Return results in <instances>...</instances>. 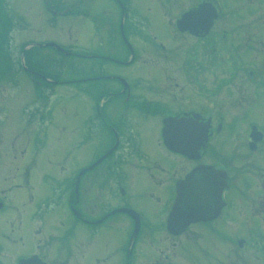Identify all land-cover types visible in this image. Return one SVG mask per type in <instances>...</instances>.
<instances>
[{"label": "flooded vegetation", "instance_id": "obj_1", "mask_svg": "<svg viewBox=\"0 0 264 264\" xmlns=\"http://www.w3.org/2000/svg\"><path fill=\"white\" fill-rule=\"evenodd\" d=\"M178 1L115 0L116 21L105 19L100 45L81 55L70 167H24L25 183L0 191V264H206L201 252L213 264H264V39L250 22L231 23L220 0L179 11ZM203 3L216 14L210 24L178 26ZM170 119L181 152L165 143ZM48 127L34 128L33 146L56 139Z\"/></svg>", "mask_w": 264, "mask_h": 264}, {"label": "rangeland", "instance_id": "obj_2", "mask_svg": "<svg viewBox=\"0 0 264 264\" xmlns=\"http://www.w3.org/2000/svg\"><path fill=\"white\" fill-rule=\"evenodd\" d=\"M44 1H5L6 13L13 25L9 30L7 62L6 55L0 54L4 56L2 64L8 67L7 77L0 75V191L16 183L23 185L24 167H34L36 171L70 167V157L66 155L69 148L67 125L81 114L84 103V85L78 81L85 73L80 49L100 45L106 30L102 27L103 21L109 17L116 21L113 18L119 10L114 0H48L56 11L53 15L46 10ZM191 1L179 0L173 7L179 11ZM220 1L225 11L232 14L231 23L240 26L250 22V31L256 35L261 32L264 39V0L260 3L258 0ZM248 12L251 13L247 15ZM227 15L225 17L230 18ZM218 22L224 23L225 20ZM94 28H98L97 31ZM234 33L242 35L238 30ZM46 42L68 48L67 55L54 46L29 45ZM77 69L79 74L73 78L69 73ZM29 73L41 81L38 85L41 93L35 92L36 84L28 77ZM74 111L76 116H73ZM40 121L47 126V134L48 126H56V139L37 141L33 146L30 138ZM49 158L51 160L47 162ZM9 195L12 196L13 192ZM140 204L152 217L157 215V205L150 200L143 198ZM201 260L213 264L203 252Z\"/></svg>", "mask_w": 264, "mask_h": 264}, {"label": "water", "instance_id": "obj_3", "mask_svg": "<svg viewBox=\"0 0 264 264\" xmlns=\"http://www.w3.org/2000/svg\"><path fill=\"white\" fill-rule=\"evenodd\" d=\"M207 10H209V5L203 3V4H200L198 7L185 12L182 15L181 19L178 21L177 23L178 26L183 29L188 28V27L190 28V27L195 26V24L199 21V19L201 20L205 19L204 23L208 24L209 22L210 24L212 18L216 17V14L214 12L209 13ZM50 45H53L58 49H62L59 45L55 43H50ZM163 133H164V139H165L166 145L174 151L181 152L180 126H179L178 121L172 120V119L165 121ZM185 134L187 135L189 134L188 127L185 130ZM203 136H204V133H203ZM179 213H180V209L174 206L171 212L169 224L171 225L177 224L175 221L177 217L179 216Z\"/></svg>", "mask_w": 264, "mask_h": 264}, {"label": "trees", "instance_id": "obj_4", "mask_svg": "<svg viewBox=\"0 0 264 264\" xmlns=\"http://www.w3.org/2000/svg\"><path fill=\"white\" fill-rule=\"evenodd\" d=\"M8 24H9V26H12L13 25V23H12V20H11V18L8 16V22H7ZM65 55H67V54H65ZM63 62H65V61H63ZM60 63L62 64V62L60 61ZM2 63L0 62V73L4 70V64H2ZM63 65V64H62ZM70 72V71H69ZM77 73H79V71L77 72ZM69 74H73L72 72H70Z\"/></svg>", "mask_w": 264, "mask_h": 264}]
</instances>
